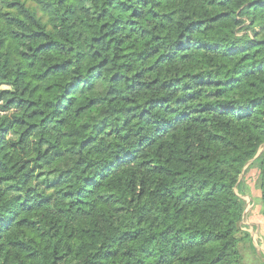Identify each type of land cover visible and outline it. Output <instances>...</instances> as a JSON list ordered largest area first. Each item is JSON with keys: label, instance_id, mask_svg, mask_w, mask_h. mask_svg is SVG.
Here are the masks:
<instances>
[{"label": "trees", "instance_id": "16d2710c", "mask_svg": "<svg viewBox=\"0 0 264 264\" xmlns=\"http://www.w3.org/2000/svg\"><path fill=\"white\" fill-rule=\"evenodd\" d=\"M254 190L264 0H0V264H246Z\"/></svg>", "mask_w": 264, "mask_h": 264}, {"label": "rangeland", "instance_id": "374dc122", "mask_svg": "<svg viewBox=\"0 0 264 264\" xmlns=\"http://www.w3.org/2000/svg\"><path fill=\"white\" fill-rule=\"evenodd\" d=\"M249 164L246 167H250ZM257 171L256 169H248L245 175L241 179L247 180V182H254L256 179ZM255 196V197H254ZM259 193L254 190V195L252 197L247 196L246 200V213L244 219V231H247L251 234L252 239L246 240L241 244V248L245 253V262L246 264H260V261L264 262L263 257V236H264V224L263 219L260 217V204L258 203L257 197ZM252 246V247H251ZM255 247V251H254Z\"/></svg>", "mask_w": 264, "mask_h": 264}, {"label": "water", "instance_id": "95a60500", "mask_svg": "<svg viewBox=\"0 0 264 264\" xmlns=\"http://www.w3.org/2000/svg\"><path fill=\"white\" fill-rule=\"evenodd\" d=\"M261 152H262V151H261ZM261 152H260V153H261ZM260 153H259V154H260ZM241 178H242V177H241ZM245 213H246V211H245ZM245 213H244V216H245Z\"/></svg>", "mask_w": 264, "mask_h": 264}, {"label": "crops", "instance_id": "0c3cea01", "mask_svg": "<svg viewBox=\"0 0 264 264\" xmlns=\"http://www.w3.org/2000/svg\"><path fill=\"white\" fill-rule=\"evenodd\" d=\"M253 184V183H252ZM251 185V184H250ZM252 186V185H251ZM254 194V193H253ZM260 195V194H259Z\"/></svg>", "mask_w": 264, "mask_h": 264}]
</instances>
